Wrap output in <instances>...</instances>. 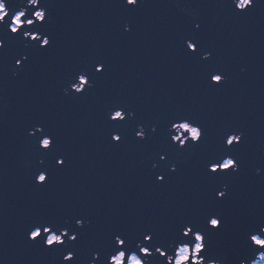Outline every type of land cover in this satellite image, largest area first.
<instances>
[{
	"label": "water",
	"instance_id": "1",
	"mask_svg": "<svg viewBox=\"0 0 264 264\" xmlns=\"http://www.w3.org/2000/svg\"><path fill=\"white\" fill-rule=\"evenodd\" d=\"M46 2L57 38L53 52L38 56L20 79L0 70V264H59V254L24 246L23 225L33 213L90 210L98 221L93 240L109 226L151 225L167 234L175 222L200 211L203 195L210 198L213 187L226 183L231 197L213 210L223 212L228 224L223 232L206 237V244L210 241L220 264H237L245 226L264 216V177H256L250 163L240 177H218L204 188L194 156L171 184L154 185L140 164L143 153L107 143L102 111L112 98L135 103L148 113L184 109L210 125L244 128L250 161L264 159V6L253 19L234 21L207 6L211 0H190L194 13L207 22L208 43L230 70L229 82L208 92L176 44L177 34L190 21L180 12L185 0H146L131 18L130 34L120 27L124 9L115 6L119 0ZM98 56L112 64L107 82L83 100L63 98L58 87L62 74ZM37 118L51 122L71 158V166L41 191L33 189L30 173L22 166L30 163L31 151L24 128Z\"/></svg>",
	"mask_w": 264,
	"mask_h": 264
},
{
	"label": "snow or ice",
	"instance_id": "2",
	"mask_svg": "<svg viewBox=\"0 0 264 264\" xmlns=\"http://www.w3.org/2000/svg\"><path fill=\"white\" fill-rule=\"evenodd\" d=\"M145 3L119 0L115 5L124 9L122 33L133 31L131 18ZM207 6L234 21H244L257 16L264 0H211ZM50 7L46 0H20L16 6L11 0H0V70L10 73L11 78H22L38 56L55 49L57 38L50 27ZM180 12L190 17L176 36L183 61L197 70L206 91L222 89L229 82L230 70L222 65L218 50L206 39V20L194 13L190 0H185ZM239 71L244 73L246 68L240 67ZM111 72L112 64L105 57L81 60L62 74L60 95L71 101L91 97ZM102 125L110 146L126 150L134 147L143 153L140 164L154 185L171 184L194 156L204 188L218 177H240L250 163L254 175L264 177V159L250 161L249 136L239 126L210 125L205 118L180 108L148 113L120 98L105 103ZM24 140L31 151L30 163L22 166L30 173L33 189L45 190L56 175L71 166L70 155L45 118H37L24 128ZM230 197L229 184L213 187L210 198L203 195L200 211L175 222L167 234L151 225L136 229L109 226L96 240L90 237L98 221L90 210L37 212L26 219L22 242L31 250L59 254V264H220L206 237L226 229L225 214L214 211L213 205L223 204ZM236 254L237 264H264V216L255 217L245 226Z\"/></svg>",
	"mask_w": 264,
	"mask_h": 264
}]
</instances>
